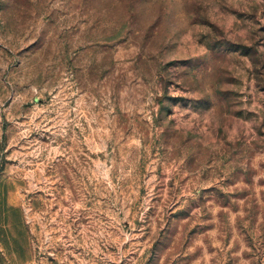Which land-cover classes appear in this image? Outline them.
<instances>
[{
	"label": "rangeland",
	"instance_id": "obj_1",
	"mask_svg": "<svg viewBox=\"0 0 264 264\" xmlns=\"http://www.w3.org/2000/svg\"><path fill=\"white\" fill-rule=\"evenodd\" d=\"M0 264H264V0H0Z\"/></svg>",
	"mask_w": 264,
	"mask_h": 264
},
{
	"label": "trees",
	"instance_id": "obj_2",
	"mask_svg": "<svg viewBox=\"0 0 264 264\" xmlns=\"http://www.w3.org/2000/svg\"><path fill=\"white\" fill-rule=\"evenodd\" d=\"M7 226H8V225H6V228L8 229ZM6 228H4V229H6ZM7 229H6V231H7ZM7 233H8V235H7V234H5V235L8 236V237H6V238H7V241H9V240H10L9 232L7 231ZM7 244H8V242H7ZM8 245H9V244H8Z\"/></svg>",
	"mask_w": 264,
	"mask_h": 264
}]
</instances>
